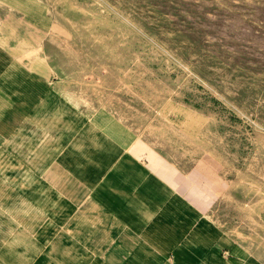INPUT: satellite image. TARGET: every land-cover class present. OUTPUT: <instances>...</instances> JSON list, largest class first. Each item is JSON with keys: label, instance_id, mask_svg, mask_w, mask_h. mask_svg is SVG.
I'll return each instance as SVG.
<instances>
[{"label": "crops", "instance_id": "obj_1", "mask_svg": "<svg viewBox=\"0 0 264 264\" xmlns=\"http://www.w3.org/2000/svg\"><path fill=\"white\" fill-rule=\"evenodd\" d=\"M56 22L0 0V264H264L263 201L223 205L182 136L93 105Z\"/></svg>", "mask_w": 264, "mask_h": 264}, {"label": "rangeland", "instance_id": "obj_2", "mask_svg": "<svg viewBox=\"0 0 264 264\" xmlns=\"http://www.w3.org/2000/svg\"><path fill=\"white\" fill-rule=\"evenodd\" d=\"M48 1L93 105L182 136L205 190L264 208V0Z\"/></svg>", "mask_w": 264, "mask_h": 264}, {"label": "bare ground", "instance_id": "obj_3", "mask_svg": "<svg viewBox=\"0 0 264 264\" xmlns=\"http://www.w3.org/2000/svg\"><path fill=\"white\" fill-rule=\"evenodd\" d=\"M60 124V123H59ZM99 176V175H98Z\"/></svg>", "mask_w": 264, "mask_h": 264}]
</instances>
